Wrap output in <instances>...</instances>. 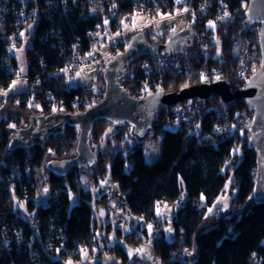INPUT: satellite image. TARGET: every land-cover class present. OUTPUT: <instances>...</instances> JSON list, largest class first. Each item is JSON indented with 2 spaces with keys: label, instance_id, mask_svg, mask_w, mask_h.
I'll list each match as a JSON object with an SVG mask.
<instances>
[{
  "label": "trees",
  "instance_id": "trees-1",
  "mask_svg": "<svg viewBox=\"0 0 264 264\" xmlns=\"http://www.w3.org/2000/svg\"><path fill=\"white\" fill-rule=\"evenodd\" d=\"M177 1L0 0V91L8 89L14 81L18 61L13 49L23 43L20 34L34 20H37L35 30H28L31 43L27 48V74L41 86L35 93L26 90L10 94L7 99L0 98V176L3 177L0 179V254L5 256L4 264H62L73 258L75 251L94 252L95 249L104 253L96 235L98 224L92 193L83 189L80 172L86 173L95 185L110 178L118 185V190L127 195L124 210L143 217L144 221L152 219L158 225L162 233L161 259L165 264H264V203H256L253 198L256 156L248 147V129L242 124L243 117L249 113L243 99L224 104L214 93L206 99H188L184 102L196 106L189 122L177 119L171 108L154 114L153 128L162 131L163 136L161 155L152 161L144 156L143 141L120 146L126 136L137 138L132 126H118L105 119L96 121L91 133V146L97 153L96 164L73 168L64 177L51 173L46 163L50 159L69 158L75 153L77 128L67 125L63 134L50 136L42 147H20L12 151L7 148L12 125L18 127L24 119L21 113L2 111L4 101L17 103L24 110L40 108L44 114L53 112L56 104L81 110L86 100L93 104L99 102L105 87L102 77L101 97L93 100L94 90L86 84H72L62 73L51 77L50 74L65 68L75 49L80 53L90 50L91 34L113 10L118 14L119 18L115 19L118 21L127 14H151L156 9L171 13ZM192 5L202 20L199 26L218 38L220 47L215 43L213 53L205 55L207 58L199 55L194 61V71H159L156 62L159 51L141 58L149 64L151 72L139 69L136 73V63L130 64L126 67L128 77H137L132 81L133 96L151 94L157 91L159 83L163 84L161 90L164 92L199 84L200 70L208 67H224L228 76L235 78L247 60V48L254 51L255 70L259 68L258 35L244 17L247 0H194ZM4 7L10 12H5ZM202 9L208 13L202 15ZM218 10L224 12V19H216ZM23 16L24 21L21 20ZM210 20L216 23L206 28L205 21ZM164 34L165 39L170 35L169 31ZM145 37L153 43L150 32L146 31ZM240 38L243 41L240 42ZM238 42L243 46L236 48ZM125 48L120 43L118 53ZM73 103L79 104L71 106ZM217 125L221 131L214 129ZM109 127L116 128L114 139L105 142L102 148ZM17 168L21 175L15 171ZM28 169L32 178L26 176ZM231 177V191L236 192L230 207L219 214L208 213ZM43 181H48L55 190L51 195L58 204L50 198L49 207L38 205L37 195ZM15 196L21 197L20 200ZM164 198L168 204L182 203L172 221V240L165 238L162 220L155 212ZM98 200L110 204L107 195ZM20 206L25 212H35L41 219L43 225L37 235L28 227ZM143 230L146 232L147 228ZM106 246L108 251L121 257L124 264L128 263L129 255L119 242Z\"/></svg>",
  "mask_w": 264,
  "mask_h": 264
},
{
  "label": "water",
  "instance_id": "water-1",
  "mask_svg": "<svg viewBox=\"0 0 264 264\" xmlns=\"http://www.w3.org/2000/svg\"><path fill=\"white\" fill-rule=\"evenodd\" d=\"M248 5L244 17L248 25L259 24V49L261 63L251 75L243 90L232 92L227 82L192 85L172 92H156L144 97H135L123 89L118 82L125 76V68L146 55L164 50L168 53L183 52V44L193 39L195 34L191 28L181 29L169 37L164 43L154 45L141 31L134 34L124 51L117 53L103 71L105 83L102 99L84 111L51 112L49 114L32 115L29 125L17 127L12 125L14 133L10 135L8 150L45 146L50 136L65 132L67 125L79 130L75 155L65 159H51L46 168L57 176L64 177L76 167L93 166L97 162V153L91 146V133L96 121L105 119L115 125L129 124L134 134L143 138L153 128V115L184 100L206 99L213 93L220 96L225 103L243 99L246 107L253 113L252 123L248 127V147L256 156V178L253 198L256 203H264V0H247ZM5 263V256L0 254V264Z\"/></svg>",
  "mask_w": 264,
  "mask_h": 264
},
{
  "label": "rangeland",
  "instance_id": "rangeland-1",
  "mask_svg": "<svg viewBox=\"0 0 264 264\" xmlns=\"http://www.w3.org/2000/svg\"><path fill=\"white\" fill-rule=\"evenodd\" d=\"M163 16L164 15L159 13V11H155L154 13L151 14L149 13L133 14L130 17H128V19H126L122 27V30L121 31L117 30L116 34L119 35L121 33H126L127 38L130 39L134 34L138 32L142 31L145 34V32L148 31L150 32L152 38L154 39L153 44L157 45L160 43H164L165 31H169L170 35H172L173 33L181 29L191 28L190 26L192 25V23L189 22L186 18H170L168 20L157 22L161 20ZM36 24H37V20H34L29 25L28 28L32 31L35 30ZM170 35H168L167 37H169ZM241 41L243 40L240 38V42ZM29 43H30V38L28 37L25 41H23V43H21L19 46H16L13 49V54L18 61V70L20 75H18L14 79L13 83L10 85L8 89H6L5 91H0V96L2 98L7 99L6 97L9 96L10 94L30 90L29 89L30 86L25 80V76L28 72L29 61L27 58V48L29 46ZM216 43L220 47V41L218 38H216ZM235 46L236 48H238V46H243V43L239 44L238 42ZM219 51L220 48L215 50V52L217 53ZM114 52L115 51L113 49L109 47H105L103 49V55L101 56L99 61H97V63H93L91 65H87L85 67L76 69L73 74L68 73L70 74L68 80L72 84H76V83L86 84L90 89L99 91L102 88L101 87L102 83L100 78L101 77L103 78V71L107 63L115 56L113 55ZM134 62L136 63L134 65V70H137V68L139 67L138 65L141 62H143V60L138 59ZM222 68L224 69V67ZM223 72L224 73L221 76L211 77L209 79H206V81L201 79V82L199 84L202 83L212 84V83L224 81L228 83L227 86L232 92H236L237 90L244 89L240 87H233L232 86L233 76L229 77L228 72L226 70H223ZM199 84H195V85H199ZM182 89L176 91L179 92ZM156 92H164V91L162 90L155 91L153 93ZM184 101H181L176 104L177 105L183 104L184 106L186 105ZM223 103L225 104V102ZM3 110L6 112L7 110L12 111L14 114L21 113L23 115L24 121L22 125L18 127H24V126L26 127L29 125V118L32 115H34L36 112L40 111L41 109L39 108V109L24 110L17 103L11 104V103H6V101H4L2 111ZM115 131H116L115 127H109L108 130H106L105 141L101 145L102 148L106 146L105 142L109 143L110 140L114 139L113 136L115 134ZM162 136H163L162 131H158L154 128H151L143 138H139V137L129 138L128 136H126L124 143H122L120 146L124 147L126 145L125 144L126 142H128V144H136L140 141H143L144 156L148 161H152L159 158L161 155ZM112 147H115V145H112ZM74 155L75 153L72 156ZM80 179L82 180L83 183V189L85 191L88 192L90 191L92 193L94 215L96 217V221L98 224L96 235L98 237V241H100L99 242L100 250L103 249L104 253L100 254L99 251L95 249L94 252L83 249L79 257V261L77 262L72 261L73 263L72 262L70 263L95 264L97 262H101L103 264H124L122 258L116 256L114 252L105 251L104 247H106V245H104L105 243L103 241V237L106 236L111 244L119 242L122 245L123 249L129 255V260L127 264H165V262H163L162 259L157 255L158 253L156 252V246H155L157 233L153 232L152 225H150L148 221H144L143 217H139L131 213H124V211H126L124 209H114V207L111 204H103L99 202L98 200L99 197L103 195H107L109 189L111 188L118 189L117 187L118 185L112 180H110V178L108 177H106L105 179L100 181L97 185H95L94 182L90 179V177H88V175L84 172H80ZM232 180L233 178L231 177L227 182L224 191L214 202L213 206L209 207L208 213L219 214L222 210H226L230 207L232 203V199L236 192V190L231 191ZM51 187L52 186L50 185V183L48 181H45L44 187L42 188L41 192H39L37 195V203L39 206H43V205L46 206L49 204V196L50 193L52 192ZM73 202L74 200H72V204ZM181 206L182 203L180 202H176L174 204H168L167 202H164L162 206H158L155 210L157 217L162 220L161 225L162 228L164 229L165 238L167 240H172L174 238V227L172 221L178 210L181 208ZM22 209L24 210L25 208L22 207ZM25 211L26 210H24V213H26ZM108 224H110L109 226L110 228H107ZM144 227L149 229L150 234L152 233L150 236L144 237L143 235H141L140 231Z\"/></svg>",
  "mask_w": 264,
  "mask_h": 264
},
{
  "label": "built area",
  "instance_id": "built-area-1",
  "mask_svg": "<svg viewBox=\"0 0 264 264\" xmlns=\"http://www.w3.org/2000/svg\"><path fill=\"white\" fill-rule=\"evenodd\" d=\"M193 1L194 0H179V1H177L175 4L174 10L171 13H169V12L162 13L160 11V9L155 10V11H159V13L164 15L161 18V20H159L157 22H160L163 20H168L170 18H186L189 22L192 23V25L190 27L192 29H194V32H195L193 39H190L183 44V52L168 53L164 50H159L160 54L156 58L157 69L159 71L165 72L168 70H172V71H175L177 73H182L185 71L186 72L187 71H194L195 70V69H193L194 61L197 57H199V55H204V56L207 55L208 56V54L210 55L211 53H213L212 48H214V46H215L216 37L213 36V34L209 35L204 28L199 26L202 20L198 18V15L196 14V12L193 9V5H192ZM207 4L211 5L210 1H208ZM4 10L7 13L10 12V9L8 7H4ZM201 11H202L201 12L202 15H206L208 13V10L202 9ZM140 13H147V12H140ZM223 13L224 12L220 13L218 10L216 15H215L217 17L216 19L217 20L224 19ZM135 14H138V13H135ZM131 15L132 14L124 15L118 21H115V19L117 20V18H119V17H118L116 10H113L111 12L109 18H105L103 21L104 23H102V25H99L98 29L91 34L92 41H91L90 50L86 53H80L79 51H77L75 49V52L73 53V55H71L70 58L68 59L67 66L65 68L56 70L54 73L50 74V77L56 76V75L62 73L66 76V78L68 80L69 75L73 74L76 69L85 67L87 65H91L93 63H97V61H99V59L103 55V49L105 47H109V48L113 49L115 51L113 55H116L118 53L120 43L124 44L127 47L129 40H130L129 38H127V34L121 33V34L117 35L116 31L122 30V27H123L126 19H128V17H130ZM25 19H26L25 16H23L21 18L22 21H24ZM205 23H206L205 27L210 28L212 25H215L216 21L210 20V21H205ZM254 25H257V27L254 28L253 27ZM249 27L253 31L256 32V34L258 35V38H259L261 26L259 24L255 23V24L249 25ZM28 30L30 31V29L27 28L23 32H21V34H20V37H21V39H23V41H25L28 37L30 38ZM245 53L247 55V60L242 65L241 69L238 70L236 77H235L236 79L233 78V80H232V86L233 87L245 88L249 78L257 70V69L255 70V68L257 66V59H256V55L253 54L254 51H252L251 48H247ZM207 56H205V57L207 58ZM254 56H255V58H254ZM138 66L139 67L137 68L136 73L138 72L139 69H142V71L144 70V72H147V69H148L151 72L150 67H148L149 64L145 60H143V62H141ZM223 70L224 69L220 66L203 68L200 70V76H201V79H209L211 77L221 76L224 73ZM125 71H126V68H125ZM68 73H70V74H68ZM18 75H20L19 71L18 70L14 71V79ZM135 78L137 79V77H133V76L128 77L127 71H126L125 76H123L121 79H119L118 82L120 83V85L123 87L124 90L130 92L133 95L132 92L135 89H134V86L132 85V81ZM25 80L28 83V85L30 86L29 89L31 92L35 93L41 89L40 83L37 82V80H34V81L30 80L28 74H26ZM155 83H156V81H155ZM162 87H163L162 83L157 84V87H156L157 91H161ZM5 90L6 89H2L1 91H5ZM98 92L99 91L94 90V95L92 97L93 100L101 97L100 92L99 93ZM0 98H1V96H0ZM189 100H191V99H189ZM92 102L93 101H91V100H86L84 103H82L83 106H82L81 110H79V109L70 110L67 107H65L64 105L60 106L59 104H56L53 106V110H54L53 112L60 111V112L75 113V112H79V111H84L93 105ZM94 103H97V101ZM78 104L79 103H77V104L73 103L71 106H76ZM191 105H192L191 102L186 103V105H184V106H183V104H181V105L174 104V105H171L170 107L163 109V110H167V109L171 108L170 110H171L172 114L177 119L183 120L185 122H189L191 119L190 114L196 109V106H193V105L191 106ZM252 120H253V113L249 111V113L243 117V120H242L243 127L248 129L249 125L252 123ZM214 129H216V131H221L222 128L220 129V126L217 125ZM16 170H18V168L15 169V171ZM18 172H19V170H18ZM13 173H14V171H13ZM20 175H21V173H20ZM26 176L29 178L33 177V174L30 172V169H28L26 171ZM0 179H3V177L0 176ZM44 184H45V181H43V184L40 188V192H41L42 188L44 187ZM11 188L14 190L13 185L11 186ZM53 191H55V190L52 189V192L50 193L49 199L52 198L51 202L55 201L53 203L58 204V200L57 199L55 200V197L52 196ZM15 198H16V200H20L21 197L15 196ZM107 198H108L109 203L114 207V209H123L124 207H126L127 195H126V193H124L118 189H113V188L109 189L108 194H107ZM49 202H50V200H49ZM164 202H167V200L165 198L163 200H161L160 205H163ZM17 204H15L16 205L15 208H18ZM48 205H46V206L49 207ZM46 206H44V207H46ZM14 210H16V209H14ZM21 210H23V209L20 206V212H22ZM24 215H25L24 217H25V221L28 224V227L34 232V234L37 235V233L40 230V227H42V225H43L41 219L39 217H37V214H35V212H30V213L26 212V213H24ZM147 221L149 222L150 225H152L153 232L157 233L155 246H156V252L158 253L157 255L161 258L162 248L159 245V243H160L161 238H162V233L159 230V228L157 227V224L154 223V221L152 219H148ZM103 241L105 243L104 245L110 244V242L106 236L103 237ZM22 242H23L22 239H20L19 243H22ZM104 249H105V251H108V246L104 247ZM84 250H86V249H84ZM79 252H80V254H78ZM74 255L75 256L73 258H69L67 260L62 261V264H69V262H72V261L73 262L79 261V257L81 255V250L78 252L75 251Z\"/></svg>",
  "mask_w": 264,
  "mask_h": 264
},
{
  "label": "crops",
  "instance_id": "crops-1",
  "mask_svg": "<svg viewBox=\"0 0 264 264\" xmlns=\"http://www.w3.org/2000/svg\"><path fill=\"white\" fill-rule=\"evenodd\" d=\"M124 213H128V211H124ZM121 228V227H120ZM140 233H141V235H143L144 237L145 236H150L151 234L149 233V229H147L146 230V232L143 230V228H142V230L140 231Z\"/></svg>",
  "mask_w": 264,
  "mask_h": 264
},
{
  "label": "flooded vegetation",
  "instance_id": "flooded-vegetation-1",
  "mask_svg": "<svg viewBox=\"0 0 264 264\" xmlns=\"http://www.w3.org/2000/svg\"><path fill=\"white\" fill-rule=\"evenodd\" d=\"M166 38H167V37H166ZM38 114H42L41 111L36 112L34 115H38ZM30 115H32V114H30ZM30 115H29V116H30ZM13 133H14V130H13Z\"/></svg>",
  "mask_w": 264,
  "mask_h": 264
},
{
  "label": "snow or ice",
  "instance_id": "snow-or-ice-1",
  "mask_svg": "<svg viewBox=\"0 0 264 264\" xmlns=\"http://www.w3.org/2000/svg\"><path fill=\"white\" fill-rule=\"evenodd\" d=\"M69 264H70V262H69Z\"/></svg>",
  "mask_w": 264,
  "mask_h": 264
}]
</instances>
